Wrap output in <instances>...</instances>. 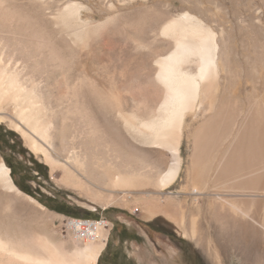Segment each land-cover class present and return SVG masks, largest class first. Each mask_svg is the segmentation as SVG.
<instances>
[{"label":"bare ground","instance_id":"bare-ground-1","mask_svg":"<svg viewBox=\"0 0 264 264\" xmlns=\"http://www.w3.org/2000/svg\"><path fill=\"white\" fill-rule=\"evenodd\" d=\"M25 6L30 13L15 9L9 0H0V31L11 33L0 36V43L9 47L8 52L0 50V121H6L20 132L30 148L41 153L52 168L62 167L67 180L74 177L70 158L82 170L86 166L93 170L100 168L116 190L109 194L96 190L86 193L90 202L108 206L127 201L132 197V191L143 190L149 185L158 189L172 185L179 177L183 163L180 146L185 117L206 109L209 114L195 128L191 138L187 174L193 188L187 194L210 202V219L217 224V229L234 228L241 233L257 234L258 228L247 218L258 222L259 211H264V61L262 64L253 49L246 48L241 52L247 58L243 62L250 63L254 69L246 75L250 90L245 92L243 89L245 93L241 95L242 83L234 77V63H239L241 57L237 62V57L234 60L229 57L234 51L232 47L226 50L222 34L219 36L201 18L187 10L165 19L158 32L167 43L156 46L155 50L151 48L154 50L151 53L154 54L156 91L151 101L147 99L139 104V108L152 107L157 102L156 114L138 120L135 111H128L129 99L111 90V76L104 75L106 79L103 80L92 72L99 50L90 40L93 26L90 29L89 21L81 19L82 6L69 1L57 17L53 16L56 33L66 35L76 49V62L66 61L62 49L51 48L45 33L36 29L47 27L41 11L48 8L49 3L27 0ZM109 53L103 52V55L110 57ZM100 67L106 73L112 69L105 63ZM75 70L83 73V79L73 76ZM83 81L94 94L93 100L86 99L87 106L81 99L84 93L80 96L78 92ZM67 85L71 88L70 94L61 89ZM94 97L101 101V105ZM85 107L94 110L93 118ZM114 111L120 123L113 121ZM76 132L80 134L82 146L85 145V151L80 149L83 153H78L72 145L74 136L71 134ZM124 132L141 144L165 149L171 158L169 165L162 168L164 162L160 155L163 152L142 149L133 143L130 145ZM113 142L119 150L132 147L133 152L142 155L141 158L129 160L122 157L115 163L110 159ZM77 172L82 176V171ZM77 182L81 185L82 181ZM0 187L15 194L22 193L11 178L10 168L2 160ZM227 192L239 195H227ZM118 193L122 195L118 197ZM27 197L37 208H44L34 198ZM143 197H146L147 208L152 205L150 212L159 211V206L165 204L163 197L158 202L160 205L151 194ZM183 212L185 209L181 210L184 231L187 226L188 235L205 249L195 213L186 219ZM19 224H0V264H98L107 227H100L93 237L87 238L72 232L76 240L86 244L69 251L62 243L51 242L36 233L33 224Z\"/></svg>","mask_w":264,"mask_h":264},{"label":"rangeland","instance_id":"rangeland-1","mask_svg":"<svg viewBox=\"0 0 264 264\" xmlns=\"http://www.w3.org/2000/svg\"><path fill=\"white\" fill-rule=\"evenodd\" d=\"M9 1H11V5L14 4L15 9L30 13V9L25 6L27 0ZM46 1L49 3V7L41 11V17L47 23V27L40 26L36 29L45 33V37L51 48L53 47L55 50L57 48L62 49L64 58L68 62L77 61L75 57L77 51L66 35L56 33L53 24L55 18L53 16L56 15L57 17L63 6L69 1L76 2L82 6L81 19H86L87 22L89 21L88 26L90 29L93 26L91 29L93 33L90 36V40H92V43L99 50L94 60L97 61L93 63L95 69L92 72L99 79L103 78V80L104 78L106 79V75L108 77L111 76L110 79L113 85L111 90L129 99L131 106L128 107V111H135L134 113L137 114L138 120L147 119L156 114L157 102L152 104V107L139 108V104L147 99L151 101V97L156 91V83L153 81V74L155 72L153 62L154 54L151 52L167 43V39L165 38L164 40V37L159 34L158 30L169 17L183 10L197 15L217 32L219 36L222 34L221 38H223V43H226V50L228 51L233 48L232 50L234 52L236 51L235 53L232 51L233 53L231 54L233 55L229 54L232 60L237 57L235 59L237 62L241 57L239 63H234V66H236L234 77H237L240 80L239 82L242 83L241 95L250 90V82H246V75L253 69L250 63L245 64L243 62L247 58L241 52L246 48L253 49L257 57L261 58V63L264 61V0ZM236 8L239 12H234ZM246 13L247 15L245 16ZM234 15L236 16L234 17ZM241 27L242 30L240 29ZM156 31L157 33H154ZM4 35H11V33L1 30L0 36ZM152 47L154 50L151 49ZM8 49L9 47L0 43V50L8 52ZM103 52H110V57L103 55ZM103 63L112 68L108 73H106L107 71L104 68L100 67ZM246 66H249V68L247 69ZM73 73V76L83 79L82 72L80 73L75 70ZM223 78L224 76L221 79L223 80ZM67 86L66 88L62 86L61 89L64 88L62 91L70 94L71 88L69 85ZM78 92L81 94L80 96L84 93L81 97L83 104L84 102L86 103L84 105L87 106L88 104L86 99L93 100L94 94L90 86L85 84L84 81L83 85L78 88ZM94 99L96 98L94 97ZM244 100L243 98L242 101ZM97 101L100 100L96 99ZM97 104L101 105V101ZM85 108L91 113L89 114L93 118L94 110L88 107ZM115 114L117 115L114 111L112 113L113 121L115 120L114 122L120 123L119 117H115ZM208 114V110L199 109L195 114L192 113L185 117L183 138L180 146L183 163L179 177L172 185L163 189L149 185L143 190L132 191V197H128L127 201H120L119 203L108 206L90 202L86 193L87 191L93 190L94 192L96 190L103 194H109L111 190H116L113 189L115 187H113L108 176L100 168L93 170L86 166L82 170L74 162L75 160L70 158L69 165L71 170L73 168L72 172H74V177L67 180L65 178V170L62 167L52 168L41 153H36L30 148L20 132L10 127L6 121H0V161L2 160L10 168V175L13 182L22 192L21 194H15L0 187V224L8 223L13 225L22 222L31 223L33 224L35 232L37 231L36 233L46 236L51 242L62 243L66 250L71 251L78 247H84L86 242L78 241L73 237V231L67 228V220L70 218H102L108 221V227L105 229L106 232L103 235L106 238L99 259L110 241L112 242L114 250H117L116 245H118L119 238L115 236V239L111 240V236L114 226L119 224V229L122 226L125 227L127 234L134 238L130 241H125L123 246L120 247L121 249L119 248L126 255V259L134 264H264V211H259V216L257 217L258 222L247 218L252 225L258 228V231H256L257 234L249 232L241 233L242 231H234V228L221 231L217 229V224L210 219L211 205L208 204L210 202L203 197H197L195 199L191 195H188L193 188L191 179L187 174L189 164L188 156L192 151L191 138L195 128H197ZM71 135L74 136L72 144L74 149L78 153H83L86 149L84 147L85 145L83 144L82 146L80 143V134L76 132ZM124 135L127 139L129 138V143L132 146L136 144L137 147L142 149L163 152V155H160L162 162H164L162 168L165 169L167 164L169 165L171 158L165 149H158L141 144L133 139L129 133L124 132ZM81 136L82 138L84 137L83 134ZM113 144L115 143L113 142L111 144L113 151L110 159L115 163L122 159V157L129 160H133L136 157L137 160L142 156L140 153L133 152L132 147L125 149V151L119 150L117 145ZM92 148L93 150H97V147ZM99 154L98 159L101 160L102 156ZM66 155L65 153L64 156ZM152 156L157 157V155ZM8 163L14 168L15 172L13 174L12 167ZM37 165L41 166L42 171L36 169ZM77 170L82 171V176ZM248 172L250 171L248 170ZM23 174H26L29 179L23 180ZM78 180L82 181L81 185L78 184ZM19 184L28 186L32 194L24 191ZM88 188H91V190ZM187 190L188 192H186ZM145 194L155 196L157 203L163 197L165 204L159 206V211L150 212L149 208L152 205L147 208L144 202L147 196L143 197ZM232 194L234 196L239 195V193L227 192V195ZM121 195L122 193H118L117 196L120 197ZM27 196L37 200L44 208H37ZM49 198L64 203L68 206L67 210L69 213H62L50 209L45 205ZM157 205L160 204L158 203ZM183 205H185L184 208ZM174 206L177 207V210H173ZM180 208L185 209L183 215L186 219L189 214L195 213L194 216L196 217L197 226L200 228L199 230L205 242V249L196 244L195 239L188 235L189 229L187 226L185 227L187 229L185 231L188 233L184 231L183 224L181 223V210L183 209L180 210ZM152 210L154 209L152 208ZM94 242H98V240Z\"/></svg>","mask_w":264,"mask_h":264},{"label":"trees","instance_id":"trees-1","mask_svg":"<svg viewBox=\"0 0 264 264\" xmlns=\"http://www.w3.org/2000/svg\"><path fill=\"white\" fill-rule=\"evenodd\" d=\"M36 169H38L39 171H42V168L40 165H37ZM14 172H15L14 168L12 167V174ZM27 179H29V178H27L26 174H23V180H27ZM19 186L24 191L32 194V192L30 191L28 186L20 185V184H19ZM45 205L48 206L50 209H53L55 211L62 212V213H69L67 210L68 206H66L64 203L58 202L56 199L49 198L48 202L45 203ZM70 214H72V213H70ZM118 225L119 224H116L114 226L113 233L111 236V240L115 239V236H118V238H119L118 245H116L117 250L116 251L114 250L112 242L110 241L108 243V245L106 246V249L103 251L100 259H99V264H134V263H131V261H129L128 259H126V255L120 251V249H121L120 247L123 246V243L125 241H130L134 238L130 237L127 234L125 227L122 226V228L119 229L120 225L119 226Z\"/></svg>","mask_w":264,"mask_h":264},{"label":"built area","instance_id":"built-area-1","mask_svg":"<svg viewBox=\"0 0 264 264\" xmlns=\"http://www.w3.org/2000/svg\"><path fill=\"white\" fill-rule=\"evenodd\" d=\"M67 226L73 232L79 233L83 238L93 237L100 227H108V221L105 219H83L70 218L67 220Z\"/></svg>","mask_w":264,"mask_h":264}]
</instances>
